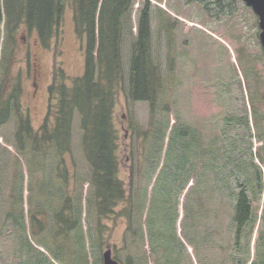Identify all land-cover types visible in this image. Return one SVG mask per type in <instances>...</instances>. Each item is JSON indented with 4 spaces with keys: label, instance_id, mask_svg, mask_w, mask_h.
<instances>
[{
    "label": "trees",
    "instance_id": "trees-1",
    "mask_svg": "<svg viewBox=\"0 0 264 264\" xmlns=\"http://www.w3.org/2000/svg\"><path fill=\"white\" fill-rule=\"evenodd\" d=\"M191 1L205 5L211 17L219 16L231 2ZM67 5L73 11L76 34L83 40V75L72 80L62 67H55L48 89L47 115L38 129L19 111V87L14 92H7L5 83L0 87V128L15 120V149L26 163L29 178L40 175L43 191L49 188L48 193L59 201L54 203L57 208L51 233L47 231L46 235L43 221L45 232L41 234L54 244L62 240L75 246L61 261L54 260L60 264L78 263L80 259L79 264L86 262L82 219L87 186L85 200L88 214L95 218V245L102 250L106 243L111 227L104 220H111L113 225L125 221L123 245L115 247L114 255L120 264H145L146 245L153 264H183L184 255L188 264L194 259L204 264L202 248L205 242L215 241L219 264L251 262L250 237L256 220L252 194L264 192L263 170L255 159L264 163V157L255 155L252 148L242 157L228 132L206 138L201 131L191 130L178 115L164 151L171 114L168 86L173 84L175 54L169 49L170 67L165 76L154 51L151 0L144 1L136 25L135 0H0V35L3 28L10 50L3 60L7 63L5 75L11 70L13 44L20 30L35 31L40 44L50 48L61 32ZM157 15L160 31L168 42H174L179 22L161 8ZM122 93L129 107L148 104L151 117V127L146 131L133 118L130 120L132 146L126 151V179L121 176L124 161L115 124ZM252 114L259 127L260 113L254 108ZM76 119L82 167L74 155ZM233 120L225 119V125ZM241 124L249 127L248 117ZM181 208L182 237L193 248L190 254L177 231ZM34 222L40 223L32 215V226ZM256 254L258 262L251 264H264L263 233L257 239Z\"/></svg>",
    "mask_w": 264,
    "mask_h": 264
},
{
    "label": "rangeland",
    "instance_id": "rangeland-1",
    "mask_svg": "<svg viewBox=\"0 0 264 264\" xmlns=\"http://www.w3.org/2000/svg\"><path fill=\"white\" fill-rule=\"evenodd\" d=\"M144 1L146 0H135L133 13V24L135 25L138 11L143 7ZM229 1L231 2L227 4L225 11L221 9L219 16L211 17L204 9L205 5L203 7V4L195 1L151 0L154 51L165 76L168 75L170 67L169 49L175 54L173 84L168 86L171 94V114L168 116L170 125L164 151L167 149L171 129L178 122V115L183 123L190 126L191 130L201 131L206 138L216 133L228 132L227 135L235 139L236 151L242 157L250 148L255 155L261 153L264 157V49L259 38V19L242 0ZM158 8L167 11L173 19L179 22L173 34L174 42H168L166 35L160 31ZM232 10L233 14L229 15ZM16 39L13 44L11 70L6 76L10 80L6 79V85L11 86L18 70L20 72L21 67H26L30 50L32 60L37 58L40 67L39 89L34 97L33 87L26 80L23 81L22 92L19 94V111L31 119L34 129H38L47 115L48 89L53 81L55 67H62L72 80L83 75L85 65L83 40L76 34L73 11L69 5L64 14L61 32L50 48H44L38 40L37 33L26 28L20 30ZM6 44L7 40L2 28L0 87L5 80L7 64H3V60L10 53ZM128 61L127 46L125 53L127 68ZM254 108L262 117V120H259V127L252 114ZM245 117H248L249 127L241 124L242 120L245 121ZM132 118L145 131L151 127L148 104L137 103L129 107L126 94L122 93L117 102L115 124L120 136L119 151L124 161L121 176L124 179L127 178L129 170L126 151H131L130 146H132V133L129 130ZM225 119L234 120L227 126ZM15 130L16 125L13 118L0 128V264H60L54 259L61 261L66 254L75 249V246L62 240L59 244H54L45 234H41L42 231L45 232V229H42L45 227L43 221L47 224L46 235L48 232L51 233L49 228L54 226V209L57 208L54 203L59 201L53 199L54 197L48 193L49 188L46 192L43 191L40 175H35L34 180L29 178L26 163L15 149ZM80 136L76 119L74 155L82 167L84 165ZM243 162L245 163V159ZM255 162L264 174V163H261L258 158ZM85 190L82 219L86 240L85 264H103L101 259L106 250L110 248L114 256L115 247L123 245L126 224L123 220H118L115 225L111 220L103 221L111 228L106 232L104 240L106 243L101 250L93 241L95 218L88 214ZM259 194V191L252 194L256 220L253 235L250 237L251 262L248 264L253 261L258 262L257 239L261 233L264 237V192ZM183 200L182 196L181 201ZM32 215L36 216L40 223L34 222L32 226ZM182 216L181 208L177 231L186 244L187 241L182 237V222L180 221ZM76 241L79 244L78 237ZM73 242L75 244V239ZM58 246L62 250L61 253ZM185 246L190 254L193 248L187 244ZM216 246H218L217 241L207 244L205 242L202 248L204 264H219L218 257L215 256L217 255ZM145 250L148 255L145 264H153L149 256L148 245L145 246ZM57 252L59 258H56ZM183 253L185 254V251ZM242 253L244 257L247 256L245 251ZM80 261L81 259L78 263L71 264H79ZM188 263V258L186 259L184 255L183 264ZM64 264H69V262H64ZM192 264L199 263L194 259Z\"/></svg>",
    "mask_w": 264,
    "mask_h": 264
},
{
    "label": "flooded vegetation",
    "instance_id": "flooded-vegetation-1",
    "mask_svg": "<svg viewBox=\"0 0 264 264\" xmlns=\"http://www.w3.org/2000/svg\"><path fill=\"white\" fill-rule=\"evenodd\" d=\"M36 45L38 44L35 43ZM28 59L26 61L27 65L25 68H20V72L18 70V73L15 74V78L13 77L14 82H12L11 86H7L5 85V88L7 87V91L8 92H14L18 87H19V92L18 94H20L22 92V88L21 86L23 85V81L26 80L27 83H29V85H31L33 87V94L34 97H36V95L38 94V89H39V79H40V67L38 64V59L35 58L34 61L32 60L33 58L31 57L32 52L29 50L28 51ZM4 82L6 84V79L10 80L8 77L6 78V75H4ZM2 83V84H3ZM17 84V85H16ZM20 98V96H19ZM31 121V119H30Z\"/></svg>",
    "mask_w": 264,
    "mask_h": 264
},
{
    "label": "water",
    "instance_id": "water-1",
    "mask_svg": "<svg viewBox=\"0 0 264 264\" xmlns=\"http://www.w3.org/2000/svg\"><path fill=\"white\" fill-rule=\"evenodd\" d=\"M248 8H251L259 19L260 43L264 49V0H242ZM103 264H120L114 257L113 251L109 248L103 254Z\"/></svg>",
    "mask_w": 264,
    "mask_h": 264
},
{
    "label": "bare ground",
    "instance_id": "bare-ground-1",
    "mask_svg": "<svg viewBox=\"0 0 264 264\" xmlns=\"http://www.w3.org/2000/svg\"><path fill=\"white\" fill-rule=\"evenodd\" d=\"M95 1V0H94ZM106 61V60H105ZM75 102V101H74ZM99 106V105H98ZM92 122V121H91ZM66 140V139H65ZM119 251V250H118Z\"/></svg>",
    "mask_w": 264,
    "mask_h": 264
}]
</instances>
